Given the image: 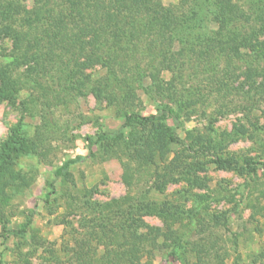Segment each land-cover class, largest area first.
<instances>
[{
    "label": "rangeland",
    "instance_id": "rangeland-1",
    "mask_svg": "<svg viewBox=\"0 0 264 264\" xmlns=\"http://www.w3.org/2000/svg\"><path fill=\"white\" fill-rule=\"evenodd\" d=\"M1 2L0 62L20 91L0 103V145L21 125L37 153L18 161L32 180L0 216V264H264V53L239 49L264 0H234L247 18L224 31L221 0H152L101 27L91 0ZM158 108L180 125L124 126Z\"/></svg>",
    "mask_w": 264,
    "mask_h": 264
},
{
    "label": "trees",
    "instance_id": "trees-1",
    "mask_svg": "<svg viewBox=\"0 0 264 264\" xmlns=\"http://www.w3.org/2000/svg\"><path fill=\"white\" fill-rule=\"evenodd\" d=\"M1 1L2 0H0V7H3ZM3 2L6 4L4 8H6L8 12H10L12 10L15 0H3ZM91 2L94 11L92 12V17L90 19L93 21L95 20V23H98V25L100 23H103L105 25H117L120 22L119 17H121L124 9L130 10L131 8L137 6L139 8L149 10L151 9V7H149L150 4H153L152 0H91ZM89 4H86V6L89 7ZM157 6H159V8H162L161 3L157 4ZM217 7L220 13L217 16V21L215 23L221 26V31H224L227 25H229L233 21L247 18L246 14L242 11V9L239 8V6L234 2V0H221V2L217 4ZM195 14H198V12L193 11V18H196ZM88 27L89 26L85 24V27L83 26L82 28H80L79 34L75 35V37L78 38L84 35L86 33L85 30L89 29ZM3 32L6 37L13 38L15 49L20 50L24 37L26 36L25 33H21L19 30L11 28L10 26L5 27L3 29ZM92 34H94L93 37L96 40H101V38L103 37L99 29L93 31ZM249 39L254 43L252 47L249 46V43L246 40H242L239 49H257V52L264 53V26L257 28L255 31H253ZM93 58L95 60H99L100 56L94 54L92 56H89L87 60L90 61V59ZM247 75L249 79L253 78L252 73H249ZM260 87L264 89V79L261 82ZM19 91L20 87L18 86V83L9 77L5 66L2 65L0 62V103L5 100L10 101L11 103L15 102L17 100V95ZM134 120H140L148 123L159 121H171L176 126L180 125V117L177 111L172 108H158L157 113L149 117H141L139 115L133 114L127 117L124 126L127 127ZM114 135L116 136L120 134L115 133ZM169 138L171 142L184 146V149L186 151L203 156H214L216 157L215 163L219 165L226 164L224 160H221L220 158H217V156L211 154L208 146H200L199 148H193L187 143L180 142L175 132H171ZM87 143L89 149H91L95 144L94 140H92L91 138L87 139ZM36 153L37 143L34 141V139H31L26 136L21 125H17L12 128L6 141H4L0 145V216L3 215L9 207L14 194L27 188L32 180L31 178H29L28 175L18 170V161L25 155ZM81 160L82 159L79 158L66 161L61 167H59L55 171V177H68L70 175V167ZM248 163H250L249 160L247 161V164ZM3 230L6 231L4 227ZM178 245L182 248L183 243L181 242ZM109 257L110 254L105 257H102L101 259L108 260Z\"/></svg>",
    "mask_w": 264,
    "mask_h": 264
}]
</instances>
